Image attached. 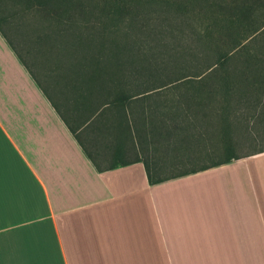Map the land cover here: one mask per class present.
<instances>
[{
	"label": "crops",
	"instance_id": "0c3cea01",
	"mask_svg": "<svg viewBox=\"0 0 264 264\" xmlns=\"http://www.w3.org/2000/svg\"><path fill=\"white\" fill-rule=\"evenodd\" d=\"M25 56L0 29V264H264V152L160 174L90 47Z\"/></svg>",
	"mask_w": 264,
	"mask_h": 264
},
{
	"label": "rangeland",
	"instance_id": "374dc122",
	"mask_svg": "<svg viewBox=\"0 0 264 264\" xmlns=\"http://www.w3.org/2000/svg\"><path fill=\"white\" fill-rule=\"evenodd\" d=\"M61 1L64 3L58 2V5H61L62 8L58 7L59 12H55V8L53 9L49 6L51 0H0V28L9 36L13 46L27 63L30 64L29 59H27L28 57L25 56L26 51L18 41L27 39L32 33H34V39H43L45 36H41V33L51 35L53 31H63L67 26L69 27L65 30H72L73 24L66 23V21H72V17H78V20L83 21V23L76 24L77 30L80 31L79 33L83 32L78 37L80 40L90 39V48L103 46L104 48L112 49L113 55L107 57L105 63L100 64L101 69L105 67L106 70L111 71V83L110 85L107 83L106 90L111 87L113 93L119 92L134 95L145 91L148 92L156 87L166 86V89L162 91L150 92L152 97L145 104L138 103L137 106L134 103L131 105L132 110L134 112L136 110L139 114V122L141 124L143 122L144 124L145 121L143 129H141L144 134L145 150L154 151L157 164H161V160L166 155L174 159L172 156L175 149L174 142L180 141V136L177 135L181 134L180 131L176 135H170L169 133L175 131L172 129V132H170L166 128L164 129L167 130L164 131L166 134L163 135L159 127H163L165 124L172 127L175 125L185 127V129L192 130L199 135H202L206 131L208 137H203L201 141L208 139L209 141L205 145L206 149L213 148V143L210 142H216L217 138L219 140L220 137L219 129H221V126L218 114L205 113V111H211V108H200L197 104L188 106L187 101L188 103L189 100L195 102L198 101V98L194 96H185L187 98L181 96L177 98L176 89L179 90V95L185 93L193 95L194 91L200 90L199 87L201 85L214 86L216 84L215 82L207 81L191 82V80L187 79L188 77L203 74L206 70V65L214 62L213 59L208 61L206 58L211 51H228L230 46H235L236 42H240L244 37V27L230 29L229 23H226L225 18L222 15H220V18H217L219 15L215 11L216 4L223 3L231 6L234 0H196L194 2L198 4L195 6L189 5V9H182L190 10L186 18L182 19L178 18L181 17V14L178 16L173 12L174 9L166 11V14H161L163 11L159 9L160 3L162 1H169L176 6L179 2H188L189 0ZM77 3L82 4V11L76 8ZM96 4H100V8H91ZM126 9L127 12L130 9L129 13H132L134 17L126 13ZM144 10L151 12V14L153 13V19L150 22L145 23L141 21L139 15ZM159 10L161 13L155 14L159 13ZM182 10L180 9V12ZM262 10H258L254 14L255 23L264 19V16H262L264 10ZM168 12L171 14L169 15ZM160 15L167 17L168 23L174 22L170 23L175 29L174 32H161L160 28H157V25H160L158 23L159 20L157 21L154 17H159ZM56 16L62 17L65 23L55 20ZM175 16L178 17H176V20H173L172 17ZM180 20L181 22L182 20L185 21V23H181L185 28L184 32H178L177 28L181 29V24L178 23ZM58 22H60V25L57 26ZM161 25L166 27V24ZM160 33L162 35L166 34L168 37L170 36L171 39H161V43L157 42L155 37ZM121 34H123V42L127 45L125 47L128 48L122 49V54L119 55L121 50L117 52L114 48L118 46L117 39ZM91 37L96 39L91 40ZM199 41L205 47L201 46ZM209 44H217V46L208 47ZM80 45L81 43H79ZM76 46L79 48L78 45ZM257 47L256 49L258 50L264 49V46ZM176 51H178L179 55L184 56V59H181V57L177 59L175 56ZM119 64L122 66L121 71L117 67ZM242 67L237 63L235 65H226L222 69L233 70L235 68L241 69ZM125 70H127L126 75L128 74L127 79L121 75V73L125 74ZM205 74L201 75V77ZM177 80H179L178 84L174 85V81ZM240 90L243 94L251 92V89L248 87H242ZM234 92L230 93L231 97L224 103V107L230 106L234 108L232 109L234 110L232 113L233 120L230 124V139L235 147L234 153L239 157H243L264 150V103L260 105L256 103L259 97L252 94L253 97L248 103L239 106L241 107L240 110L235 103L239 101L242 95L238 91ZM221 103V99H218L217 105L220 106ZM142 108L146 112L143 120L140 115ZM149 117H151L152 121H150ZM249 118L251 119L248 121ZM151 125L152 129L149 130L148 128ZM181 145H184V143ZM211 151L213 150L211 149ZM196 155L200 163H209L215 161L217 158L221 159L222 151L218 147L214 153L206 152L202 147V149L200 148L196 152ZM176 170L178 169L175 168L173 171ZM165 171L168 172L161 164L158 172L161 174ZM255 181L257 195L261 197L264 195L262 191L264 187L263 169L260 172L256 170Z\"/></svg>",
	"mask_w": 264,
	"mask_h": 264
},
{
	"label": "trees",
	"instance_id": "16d2710c",
	"mask_svg": "<svg viewBox=\"0 0 264 264\" xmlns=\"http://www.w3.org/2000/svg\"><path fill=\"white\" fill-rule=\"evenodd\" d=\"M162 1V0H159ZM196 0H189L188 2H179L174 5V3L169 2V1H162L160 3L159 13L155 14H166V11L170 9H174L173 12H175L178 16L172 17L173 20H176V17L179 19L186 18V15L190 13V10H182L183 8L189 9V5L195 6L198 4L197 2H194ZM58 2H62L61 0H51L50 7L54 9L55 12L58 11V7H61V5H58ZM100 4H96L92 6L91 8H100ZM216 6V12L219 16L217 18H220V15L225 18L226 23H229V28H242L244 27V37L240 42H236L235 46H230L228 48V51L225 52H217V51H211L209 55H207V60L211 61V59L214 60V62L206 65V70L204 73H206L203 77L201 75L203 74H198L196 76L188 77L187 80L192 81H200V82H215L214 86H200L197 91H194L192 94L193 95H187V93L183 95H179V90L176 89L177 92V98H180L181 96L184 98H187L185 96H194L198 98V101H191L189 100V103L187 101L188 106H193L194 104H197L198 107H203V108H211V111H205V113L210 112L212 114H218L219 120H220V126L221 129H219V140L217 138L216 142H210L213 143L211 149L208 148L206 149V152H213L215 149L220 147L222 151V158L218 159V163H215V165H220V164H226L230 162L232 159H239L238 155L234 153L235 147L233 143L231 142L230 139V124L233 120L232 113L234 112V108L227 106L226 108L224 107V103L227 101L228 98L231 97V92L236 93L237 91L241 93V97L235 105L239 107L242 104L248 103L251 98L253 97L252 94L258 96V101L256 103L262 104L264 103V49L263 50H258L256 49L257 46H264V41H263V36H264V19L262 21H258L255 23V18L254 14L258 10H264V0H234L233 4L230 6L228 4H223V3H218L215 5ZM62 8V7H61ZM76 8H79L80 11H82L83 6L81 3H77ZM180 9L182 12H180ZM262 10V11H263ZM130 9H126V13L132 16V13H129ZM169 13V12H168ZM153 14V13H152ZM151 12L144 10L139 16L141 18L142 22H150L153 17H152ZM171 13H169L170 15ZM264 16V13L262 14ZM57 18L55 20L60 21L62 23H65L64 20H62V17L56 16ZM134 17V15L132 16ZM157 19L158 23L160 25H157V28H160L161 32H174V27L171 26L170 23L174 22H167V17L164 15H160L159 17H154ZM72 21H66V23H72L73 27L71 29H67L69 26H67L63 31H53L52 34L59 36L61 38L57 39H52L49 35H46L45 33H41V36H45L43 39H34L32 35L27 37V39L18 41V43H21L22 48L25 49L27 55L29 56H38L40 54H43V50L47 46H53L55 43H66L68 46H71L72 48H78L76 45L79 46V43L81 45L79 48L83 47H89L90 45V39H85V40H80V35L83 34L79 33L80 31L77 30V25L79 23H83V21L78 20L79 18L77 17H72ZM166 21V23H164ZM60 22H58L56 25H60ZM178 23H185L184 20H180ZM187 23V22H186ZM225 23V24H226ZM161 24H166V27L161 25ZM64 28V27H63ZM1 29V28H0ZM178 32H184L185 28L183 24H181V29L177 28ZM2 30V29H1ZM8 32V31H7ZM5 34V32H4ZM51 34V35H52ZM102 34V33H101ZM169 34V33H168ZM6 35V34H5ZM122 35H119L118 37V46H116L114 49L120 51L119 55L122 54V49H126L128 47L123 42ZM7 36V35H6ZM14 36V34H13ZM71 37V38H69ZM36 38V37H35ZM157 42L161 43V39L164 40H169L171 37L167 36L166 34L162 35L157 34L155 37ZM96 39L94 37H91V40ZM174 39V37H172ZM175 40V39H174ZM184 40V39H183ZM200 40V39H199ZM201 46L205 45L200 42ZM44 44V45H42ZM224 44V42H223ZM214 47L217 46V44H209L208 47ZM254 46V48H252ZM166 47V46H164ZM206 47V48H208ZM258 48V47H257ZM112 49L110 48H104L103 46L101 47H92L91 48V89L93 88H98L103 91V96L105 101V105H117L123 107L122 113L124 115V118L127 119L128 121V126L129 128L135 132V130L143 129L144 124L139 122V114L138 118L136 119V110L135 112L132 110L131 105L138 103L145 104L146 101L150 100L152 95L150 92H156V91H162L163 89H166V86L162 87H156L153 90H150L148 92H142V93H136V94H126V93H119L115 92L113 93L111 87H109L106 90L107 83H111V78L110 77V70H106L105 67L103 69L100 68V64L105 63V59L111 55H113ZM38 53V54H37ZM175 56L177 59L178 57H181V59H184V56L179 55L178 51L175 52ZM77 58V57H76ZM88 57L87 56H78L77 61L85 63L84 60H86ZM84 59V60H83ZM110 60V59H109ZM239 63L241 66H243L241 69L235 68L233 70L229 69H222L226 67V65H235ZM119 71L122 70L121 64L118 66ZM214 67V68H212ZM209 70V71H208ZM208 71V72H207ZM125 74L122 76L128 77V74L126 75L127 70L124 71ZM129 72V71H128ZM185 77V78H187ZM232 80V81H231ZM126 81V80H125ZM228 81H231L230 83H227ZM175 82V83H174ZM174 85L178 84L179 80L174 81ZM199 82V83H200ZM220 84H219V83ZM180 87V86H179ZM242 87H248L251 89V92L248 94L244 93L240 90ZM180 89V88H179ZM237 90V91H236ZM107 94V96H106ZM251 94V95H250ZM107 97V99H106ZM183 99V98H182ZM218 99H221V104L220 106L217 105ZM197 102V103H196ZM216 103V105H215ZM230 103V102H229ZM164 106V105H162ZM258 106V104H257ZM238 109V108H237ZM241 110V107H239ZM139 111V110H138ZM141 119L143 120V117L145 118L146 112L142 108V111H140ZM150 113V112H149ZM151 116V115H149ZM251 117V116H249ZM150 121L151 117H149ZM251 118L248 119V121ZM156 127V126H155ZM172 132L171 130L173 129L175 132L169 133L170 135H176L178 131L181 132V134H177L180 136V141L174 142V151L177 154L175 157V160L178 164H182L183 162H199V158L196 155V152L199 150V145L204 146L206 143L209 141L208 139L203 140V137H208L207 132H203L202 135H199L198 133L185 129V127H178V125H175L172 127L171 125H164L163 127H159L160 130H162L163 135L166 133L164 130L166 129ZM149 130L152 129V125L148 128ZM174 133V134H173ZM184 145H181L183 144ZM215 143V144H214ZM197 144V145H196ZM196 146L197 149H194ZM217 145V147L215 146ZM193 151H190V150ZM264 150L258 151L254 154L257 153H262ZM214 156V155H213ZM196 159V160H195ZM149 176V182L150 184H156V182H153L152 179H150Z\"/></svg>",
	"mask_w": 264,
	"mask_h": 264
}]
</instances>
